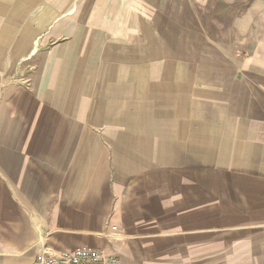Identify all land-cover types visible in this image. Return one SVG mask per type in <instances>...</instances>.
I'll use <instances>...</instances> for the list:
<instances>
[{
  "label": "crops",
  "instance_id": "0c3cea01",
  "mask_svg": "<svg viewBox=\"0 0 264 264\" xmlns=\"http://www.w3.org/2000/svg\"><path fill=\"white\" fill-rule=\"evenodd\" d=\"M255 223L264 39L226 48L194 0H0V264L76 247L192 264L210 232Z\"/></svg>",
  "mask_w": 264,
  "mask_h": 264
},
{
  "label": "rangeland",
  "instance_id": "374dc122",
  "mask_svg": "<svg viewBox=\"0 0 264 264\" xmlns=\"http://www.w3.org/2000/svg\"><path fill=\"white\" fill-rule=\"evenodd\" d=\"M194 6L208 35L228 49L247 51L264 39V0H206L202 5L194 0ZM17 69L20 73L13 79L30 88L27 75L31 76L33 67L22 60ZM249 228L235 233L230 227L210 232L208 254L192 264H264V227L255 223ZM199 252L194 248V262Z\"/></svg>",
  "mask_w": 264,
  "mask_h": 264
},
{
  "label": "built area",
  "instance_id": "2783aa9c",
  "mask_svg": "<svg viewBox=\"0 0 264 264\" xmlns=\"http://www.w3.org/2000/svg\"><path fill=\"white\" fill-rule=\"evenodd\" d=\"M118 255L103 248L76 247L62 251L42 249L35 258V264H119Z\"/></svg>",
  "mask_w": 264,
  "mask_h": 264
},
{
  "label": "trees",
  "instance_id": "16d2710c",
  "mask_svg": "<svg viewBox=\"0 0 264 264\" xmlns=\"http://www.w3.org/2000/svg\"><path fill=\"white\" fill-rule=\"evenodd\" d=\"M253 1V0H252Z\"/></svg>",
  "mask_w": 264,
  "mask_h": 264
}]
</instances>
